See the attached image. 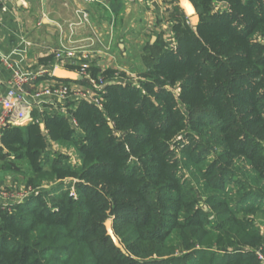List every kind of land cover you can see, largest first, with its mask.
I'll return each mask as SVG.
<instances>
[{"label": "trees", "instance_id": "trees-1", "mask_svg": "<svg viewBox=\"0 0 264 264\" xmlns=\"http://www.w3.org/2000/svg\"><path fill=\"white\" fill-rule=\"evenodd\" d=\"M190 1L195 26L144 44L102 108L2 130L1 169L32 193L0 205V264H264V0Z\"/></svg>", "mask_w": 264, "mask_h": 264}, {"label": "crops", "instance_id": "crops-1", "mask_svg": "<svg viewBox=\"0 0 264 264\" xmlns=\"http://www.w3.org/2000/svg\"><path fill=\"white\" fill-rule=\"evenodd\" d=\"M216 6L220 7V3ZM77 10L88 14L89 25L70 29L68 25L78 20ZM182 15L185 16L177 0H4L0 3V99L8 90L10 80V72L1 58L10 60L21 72L62 68L73 72L74 78L59 80L52 75L26 87L25 103L30 117L22 125L29 122L32 115L64 113L57 100H38L33 97V91L62 85L75 88L82 79V69L94 68L99 76L118 69V57L125 59L131 52L127 47H132L134 56H139L142 46L148 42L161 39L165 44L171 43L173 20ZM94 32L104 43L111 33L110 55H99L93 47V51L88 49L87 58L78 54L72 60L55 62L54 52L62 43L86 44ZM5 127H0V138ZM52 149L63 153L64 148L52 143ZM2 153L0 149V190H23L24 179L20 175L2 171ZM51 186L49 182L43 184L44 188Z\"/></svg>", "mask_w": 264, "mask_h": 264}, {"label": "built area", "instance_id": "built-area-1", "mask_svg": "<svg viewBox=\"0 0 264 264\" xmlns=\"http://www.w3.org/2000/svg\"><path fill=\"white\" fill-rule=\"evenodd\" d=\"M4 0H0V3ZM94 1V0H87ZM77 21L70 23L69 28H74L78 26L89 25L88 14L84 11H76ZM86 44H81L77 46L67 45L62 43L60 48L54 52L55 62H60L62 60H72L76 58L78 54H81L84 58L90 54V50L101 55H110L112 47V35L110 36L106 43L99 39L97 33ZM3 66L10 72V80L8 82L9 87L3 98L0 99V127L8 125H22L26 120L28 113V108L25 103L26 87L35 84L38 80L43 79L47 76H52L53 69L50 68H40L32 72H21L14 67L13 63L7 58H1ZM80 75L87 83V86L77 85L75 88H70L66 85L59 87L47 88V89H35L33 91V97L38 100L52 99L57 100L61 106H64L67 102L71 100L75 101H85L90 104L95 105L98 108H102V103L104 101V89L107 83L112 81L119 82L120 74L116 71L113 72V76L107 79L105 76L101 75L97 79L92 78L89 72L85 70H80ZM125 82V81H124ZM120 82V83H124ZM64 111L63 108H61ZM66 113V112H65ZM70 123L76 126L74 120ZM32 193L30 188L23 190L14 189H1L0 190V205L3 210H9L13 205H18L24 202L28 196ZM73 195V194H71ZM258 260L263 261V256L256 252Z\"/></svg>", "mask_w": 264, "mask_h": 264}, {"label": "rangeland", "instance_id": "rangeland-1", "mask_svg": "<svg viewBox=\"0 0 264 264\" xmlns=\"http://www.w3.org/2000/svg\"><path fill=\"white\" fill-rule=\"evenodd\" d=\"M127 49L129 52L131 51L130 54L124 57L125 59H120V57H118L117 60H118L119 66H118V69H116L115 71L117 74H120L119 79H118L119 82L127 81L133 84H136L139 80L138 74L141 71L145 70L144 62L143 60H141L142 54H139V56H136L137 55L136 54L134 56L132 47H127ZM112 50H113V44L111 47V51ZM62 152L69 155L72 162L74 161L75 154L71 149L70 150L63 149ZM255 220L259 223L260 230H263L264 232V216L258 214L255 216Z\"/></svg>", "mask_w": 264, "mask_h": 264}, {"label": "water", "instance_id": "water-1", "mask_svg": "<svg viewBox=\"0 0 264 264\" xmlns=\"http://www.w3.org/2000/svg\"><path fill=\"white\" fill-rule=\"evenodd\" d=\"M177 2H178L179 8L184 12L185 16L187 17L190 25L194 27L197 22L198 17L195 14L196 10L193 4L191 3V1L190 0H177ZM193 30L195 31V28ZM53 76L59 80H72L75 75L73 72H70L68 70H65L62 68H56L53 71ZM29 117H30V113H27L26 118L28 119ZM41 127L43 128V125H41ZM105 226L107 230V235L112 239V241L115 243V245L118 248H121V245L119 244L118 239L115 237L111 229V221L108 220L105 223Z\"/></svg>", "mask_w": 264, "mask_h": 264}]
</instances>
